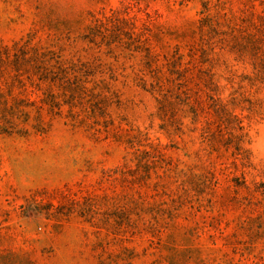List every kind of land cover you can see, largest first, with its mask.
I'll return each mask as SVG.
<instances>
[{
    "label": "rangeland",
    "instance_id": "1",
    "mask_svg": "<svg viewBox=\"0 0 264 264\" xmlns=\"http://www.w3.org/2000/svg\"><path fill=\"white\" fill-rule=\"evenodd\" d=\"M0 264H264V0H0Z\"/></svg>",
    "mask_w": 264,
    "mask_h": 264
}]
</instances>
